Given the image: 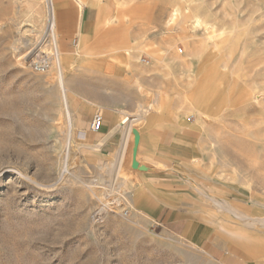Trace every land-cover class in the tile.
<instances>
[{
    "label": "rangeland",
    "instance_id": "obj_1",
    "mask_svg": "<svg viewBox=\"0 0 264 264\" xmlns=\"http://www.w3.org/2000/svg\"><path fill=\"white\" fill-rule=\"evenodd\" d=\"M54 2L52 31L47 0H0V264H264V0ZM81 100L134 117L113 153L78 135ZM160 126L186 157L161 161L176 228L133 202Z\"/></svg>",
    "mask_w": 264,
    "mask_h": 264
},
{
    "label": "crops",
    "instance_id": "obj_2",
    "mask_svg": "<svg viewBox=\"0 0 264 264\" xmlns=\"http://www.w3.org/2000/svg\"><path fill=\"white\" fill-rule=\"evenodd\" d=\"M94 111V103L84 100L77 102V131L85 132V137L91 136L101 155H109L115 151L123 136L120 129L122 125L119 124L123 112L119 109L105 112L100 129L97 132H89ZM153 116L161 120V114ZM181 136V132H176L174 128L161 129V126L144 130L141 135L139 149L142 153L140 162L143 169L137 172L139 185L133 202L134 207L157 226L166 224L176 228L184 220H187L185 225L188 223L189 214L182 208V201L187 195L186 183H183L181 177L177 178L174 174L161 170V161L164 165L175 168L177 161L186 158L180 154ZM194 231L197 233L198 229Z\"/></svg>",
    "mask_w": 264,
    "mask_h": 264
},
{
    "label": "bare ground",
    "instance_id": "obj_3",
    "mask_svg": "<svg viewBox=\"0 0 264 264\" xmlns=\"http://www.w3.org/2000/svg\"><path fill=\"white\" fill-rule=\"evenodd\" d=\"M48 2H49V11H48V25H49V27H50V30H54V28L56 27V22H55V19H56V10H57V8H56V6L58 5V3H56L55 4V2H54V0H47ZM61 2V1H60ZM59 2V3H60ZM78 3H80V1H78ZM63 6L62 5V3H60L59 4V6ZM58 7V6H57ZM52 40H53V42L55 43L54 45H55V47L56 48H58V46H57V44H56V38H55V36L53 35V37H52ZM124 50H129L128 48L127 49H124ZM59 50L58 49H56V51L54 52V56H55V60H54V63H55V67H59L60 66V58H59ZM57 71H58V69H57ZM64 73V72H63ZM63 78H64V76L62 75V73H61V71H60V74H59V84H60V86H61V90H62V101L64 102V105H65V110H66V115L68 116V114H69V111H68V106H67V99H66V94H65V88H64V86H63ZM255 98H257L258 97V95H256V96H254ZM70 118V117H69ZM129 119H134V117H131V116H128V115H124L123 117H122V119L120 120V122H119V124L121 125V124H124L125 122H127ZM69 124V123H68ZM128 146H129V144H128ZM122 152V151H121ZM121 152H120V154H121ZM122 157V156H121ZM243 218V217H242ZM241 219V218H240ZM247 250V249H246ZM246 250H244V251H246ZM248 252V251H247ZM250 253H252V252H250ZM255 253V252H254ZM242 255H244V252H242Z\"/></svg>",
    "mask_w": 264,
    "mask_h": 264
},
{
    "label": "built area",
    "instance_id": "obj_4",
    "mask_svg": "<svg viewBox=\"0 0 264 264\" xmlns=\"http://www.w3.org/2000/svg\"><path fill=\"white\" fill-rule=\"evenodd\" d=\"M102 122H103V118H102L101 114L95 113L90 120L89 130L92 132H97L100 129ZM78 135L80 137H84L85 132L79 131Z\"/></svg>",
    "mask_w": 264,
    "mask_h": 264
}]
</instances>
